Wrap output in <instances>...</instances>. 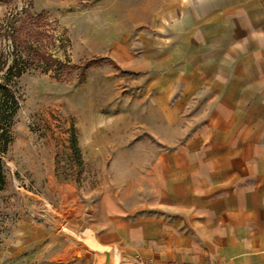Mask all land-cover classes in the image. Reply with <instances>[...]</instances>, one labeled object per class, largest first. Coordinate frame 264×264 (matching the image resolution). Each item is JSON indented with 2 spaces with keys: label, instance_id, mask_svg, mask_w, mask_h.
<instances>
[{
  "label": "crops",
  "instance_id": "1",
  "mask_svg": "<svg viewBox=\"0 0 264 264\" xmlns=\"http://www.w3.org/2000/svg\"><path fill=\"white\" fill-rule=\"evenodd\" d=\"M129 4L142 167L95 210L19 214L0 264H264V0Z\"/></svg>",
  "mask_w": 264,
  "mask_h": 264
},
{
  "label": "rangeland",
  "instance_id": "2",
  "mask_svg": "<svg viewBox=\"0 0 264 264\" xmlns=\"http://www.w3.org/2000/svg\"><path fill=\"white\" fill-rule=\"evenodd\" d=\"M129 3L0 0V83L16 57L25 70L9 83L19 105L0 155V239L21 213L95 210L142 167L131 134L144 130L146 79L129 66Z\"/></svg>",
  "mask_w": 264,
  "mask_h": 264
},
{
  "label": "trees",
  "instance_id": "3",
  "mask_svg": "<svg viewBox=\"0 0 264 264\" xmlns=\"http://www.w3.org/2000/svg\"><path fill=\"white\" fill-rule=\"evenodd\" d=\"M22 63L18 62L16 57L11 64H9L3 74L2 82L0 83V155L6 152L8 140H3L6 135V127L11 122V119L18 108V99L14 92L10 89V81L13 78H18L24 72ZM4 185V173L2 161L0 159V190Z\"/></svg>",
  "mask_w": 264,
  "mask_h": 264
},
{
  "label": "water",
  "instance_id": "4",
  "mask_svg": "<svg viewBox=\"0 0 264 264\" xmlns=\"http://www.w3.org/2000/svg\"><path fill=\"white\" fill-rule=\"evenodd\" d=\"M103 254H104L103 263L106 264L108 262V260H109V251L103 250Z\"/></svg>",
  "mask_w": 264,
  "mask_h": 264
},
{
  "label": "built area",
  "instance_id": "5",
  "mask_svg": "<svg viewBox=\"0 0 264 264\" xmlns=\"http://www.w3.org/2000/svg\"><path fill=\"white\" fill-rule=\"evenodd\" d=\"M143 264H155V263L152 260H148L147 262H145ZM178 264H183V263H178Z\"/></svg>",
  "mask_w": 264,
  "mask_h": 264
}]
</instances>
